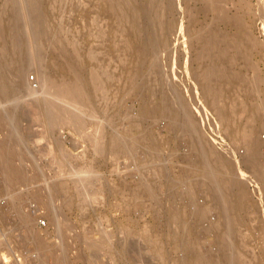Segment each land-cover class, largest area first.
Returning a JSON list of instances; mask_svg holds the SVG:
<instances>
[{"label":"rangeland","instance_id":"374dc122","mask_svg":"<svg viewBox=\"0 0 264 264\" xmlns=\"http://www.w3.org/2000/svg\"><path fill=\"white\" fill-rule=\"evenodd\" d=\"M31 1L0 0V28L6 31L0 36V73L2 64L14 63L12 77L0 81V264H192L199 254L212 256L215 264H230L243 243L245 260L264 264V180L243 162L239 132L251 114L249 122L263 127L255 134L264 142L263 113L256 108L264 99V0L215 2L224 6L225 17V11L206 9L204 0H179L181 7L167 13L179 25L157 31L151 17L143 16L146 0H137L130 10L124 7L129 0L119 1L116 10L103 0ZM36 6L44 9L43 16L32 15ZM44 30L63 38L67 58L46 44ZM137 32L145 42L141 48ZM155 33L169 45L157 49L151 40ZM220 33H238L246 48L244 53L230 47L236 58L221 61L243 77L224 89L227 124L234 132L219 120L191 74L199 68L196 54L204 37ZM17 39L21 42L13 46ZM70 65L89 85L84 101L64 107L54 96L55 86L62 79L75 83ZM174 89L186 97L205 138L229 149L244 172L239 176L248 180L250 196L237 211L239 227L247 233L245 241L236 239L238 246L232 245L236 233L213 220L214 208L208 217L195 215V205L214 204L208 201L204 167L198 159L199 173L193 159L199 156L191 133L159 107L171 100ZM45 113L63 123L46 121ZM112 140L120 151L112 149ZM196 178L202 180L194 183ZM178 210L181 220L173 215ZM185 231L193 237L189 244L179 238Z\"/></svg>","mask_w":264,"mask_h":264},{"label":"bare ground","instance_id":"6f19581e","mask_svg":"<svg viewBox=\"0 0 264 264\" xmlns=\"http://www.w3.org/2000/svg\"><path fill=\"white\" fill-rule=\"evenodd\" d=\"M8 1V0H7ZM32 1H37V0H32ZM31 1V2H32ZM105 1L108 6L110 7V9H114L116 10L117 6L121 3H119V1L121 0H103ZM123 1V0H122ZM125 1V0H124ZM123 1V2H124ZM127 1V0H126ZM130 2L128 3H125L124 7L126 9H132V7L136 6L137 5V0H129ZM218 1H221V0H204L205 2V8L206 9H212L214 11L218 10V11H225L224 9V6H217L215 4V2H218ZM38 2V1H37ZM104 2V3H105ZM34 3V2H33ZM181 1L179 0H146V4H145V12H144V15L145 17H148L150 16L151 17V25H152V28L155 29L156 31L159 30V29H162V27L166 26L168 27V25L170 27H172V25L174 27H177L179 25V19L176 18L175 20H172L171 19L169 20V18L167 17V13H169L168 11H171V10H177L181 7ZM15 4V3H14ZM38 4V3H37ZM36 4V5H37ZM40 4V3H39ZM42 4V3H41ZM33 5V4H32ZM123 6V4H122ZM144 6V5H143ZM18 7V6H17ZM120 7V6H119ZM118 7V8H119ZM11 8V7H10ZM121 8V7H120ZM17 8H15L16 10ZM28 9V8H27ZM112 9V10H113ZM138 9V7H137ZM44 9H41V6H36V9H35V12L33 11L32 15H34V13L36 15H39L40 17L43 16V11ZM119 10V9H118ZM135 10V9H134ZM139 10V9H138ZM123 11V10H122ZM126 11L124 10L123 13H125ZM132 12V11H131ZM15 13V12H14ZM30 13V12H29ZM117 13V12H116ZM226 15V11L224 12V14L222 15V17H225ZM35 16V15H34ZM46 16V15H45ZM124 16V15H123ZM169 16V15H168ZM33 17V16H31ZM38 17V16H37ZM9 18V17H8ZM122 18V17H121ZM47 19V17H46ZM141 19V18H139ZM14 20V19H13ZM138 20V19H137ZM12 21V20H11ZM136 22V21H135ZM139 22V21H138ZM1 27L3 25V22H2V19H1ZM17 24V23H16ZM19 24V23H18ZM44 24H48L47 20L44 21ZM14 25V24H13ZM62 25V24H61ZM131 25V24H130ZM19 26V25H18ZM4 27V26H3ZM12 27V26H11ZM53 27V26H52ZM12 30H13V27H12ZM16 30V29H15ZM39 30V29H38ZM47 30V29H46ZM11 31V30H10ZM138 31V30H137ZM171 31V30H170ZM5 30L1 29L0 28V36L2 38V36L5 34ZM14 32V31H13ZM45 32V30H44ZM48 32H50L48 30ZM48 32H45V37H44V41H46V44H52L54 45L57 49H60V50H63V53L65 52L64 50V40L63 38L59 35L57 36L58 33L56 32H53L51 31L50 33ZM10 33V32H9ZM217 35V34H215ZM222 34L220 33L219 35H217L216 37L215 36H211V37H204V39L206 40L205 42H203L202 44V47H200V49L198 50V53L196 54V58L197 60L200 62V65H199V68L198 70H195L193 69L191 74H193V76L196 78V84L201 88L202 90V93L205 97V100L207 101V103L211 104L213 107H212V110L213 108H215L214 110H216V113H217V116L220 118L219 120L222 121V123H230L231 121V118H230V113L227 111V107L225 105V101H224V89H225V86L227 84H233L235 81H239L241 79L242 81V76H241V71L240 72H237L235 69H232L230 68L229 66L225 65L224 63H221V61H224L225 58L229 60V58L231 59L232 54L230 55V47H234V48H237V49H243L245 48V46L243 45V41H242V36L239 35L238 33L237 34H225L223 36H221ZM5 36V35H4ZM44 36V35H43ZM104 36V35H103ZM141 35H138V32H137V39H136V44L138 45L139 48L143 47V45L145 44L144 40L140 37ZM221 37H223L221 39ZM201 38H202V35H201ZM207 38V39H206ZM154 44L156 45V48L159 49L160 45L161 47L162 46H167L169 45L164 43L163 41V36L160 34V33H155L153 35V39H151ZM21 42L20 39H17V40H14L12 42V45L13 46H16L17 44H19ZM48 42V43H47ZM48 44V45H49ZM50 44V45H51ZM12 46V47H13ZM233 48V50H234ZM74 50V49H73ZM246 50V48H245ZM245 50H244V53H245ZM67 51V50H66ZM235 51V50H234ZM238 52V51H237ZM241 52V51H240ZM70 53V52H69ZM69 53L67 54V52L64 53V55H69ZM97 53V52H96ZM157 53V51H156ZM211 54V56H210ZM235 54V53H234ZM233 54V55H234ZM239 55H242V53H238ZM65 55V56H66ZM249 55V54H248ZM73 56V55H72ZM209 56V57H208ZM236 54L234 55V59L236 58L235 57ZM243 56H246L243 55ZM70 57V56H68ZM208 57L207 61L205 60L206 58ZM67 58V56L65 57ZM72 58V57H70ZM92 58V57H91ZM245 58H248V57H244ZM96 59V58H95ZM232 59V60H234ZM73 60V59H71ZM247 60V59H246ZM250 60V59H249ZM252 60V59H251ZM68 61V60H67ZM71 62V61H70ZM204 62V63H203ZM252 61H250L251 63ZM69 63V62H67ZM72 63V62H71ZM70 63V64H71ZM74 63V62H73ZM233 63V61H232ZM247 63L248 60H247ZM189 64V63H188ZM203 64V65H202ZM252 64V65H251ZM250 66L254 67V63H251ZM14 65V63H13ZM13 65H4L2 64V67L1 68H5V71H3L2 73H0V81H3L5 82L6 80H8L7 78H11L12 77V72H11V68L13 67ZM69 67V71L71 70L73 72V74H75V79H74V84L70 83V82H67L65 79H62L61 81H57L56 82V94L57 95H54L56 96L59 101L62 103V106H69V105H74L75 103L78 104L79 100L81 101H84V99L82 100V98L84 97V95L87 93L86 90H87V79H85V77L83 75H81L80 72H77L75 71L76 68L73 66V65H70L68 66ZM189 67V66H188ZM78 69V68H77ZM254 70H256L255 68H253ZM257 71V70H256ZM255 71V72H256ZM107 72V71H106ZM135 73V72H134ZM257 73V72H256ZM255 74V73H254ZM136 75V74H135ZM134 75V76H135ZM137 76V75H136ZM260 76V74H259ZM258 76V77H259ZM95 77V76H94ZM97 77V76H96ZM246 77V76H245ZM255 77V76H254ZM257 77V78H258ZM245 79V78H244ZM243 79V80H244ZM260 79V77H259ZM10 80V79H9ZM93 80V79H92ZM248 80V78H247ZM250 80V79H249ZM252 80V78H251ZM250 80V81H251ZM255 80H258L254 79ZM241 81H239L241 83ZM246 81V80H245ZM244 81V82H245ZM250 81H247V84L249 85ZM253 81V82H254ZM259 81V80H258ZM73 82V81H72ZM251 81V84H253V89L256 90V87L254 86L255 84ZM7 83V82H5ZM256 83V82H255ZM250 84V85H251ZM259 84V83H258ZM89 85V84H88ZM99 85V84H98ZM257 85V84H256ZM252 86V85H251ZM181 87V86H180ZM245 87V86H244ZM259 87V86H258ZM252 90V94L255 92V90L253 91ZM258 89V88H257ZM8 84L5 85L4 84V88H3V91L4 93H8ZM89 91V89H88ZM187 91V90H186ZM228 91V90H226ZM249 91L246 89V92ZM250 92V91H249ZM89 94V93H88ZM251 95V94H250ZM257 95V94H256ZM254 95V97L256 96ZM88 96V95H87ZM191 96V95H190ZM227 96V95H226ZM85 98V97H84ZM88 98V97H86ZM189 98V97H188ZM259 98V97H258ZM264 98V97H263ZM190 99V98H189ZM226 100H227V97H226ZM262 100V99H261ZM80 101V102H81ZM190 101V100H189ZM264 101V99H263ZM261 101L262 103L258 104L256 102L257 105V113L259 112H262L264 114V102ZM162 102V101H160ZM208 104V105H209ZM233 104V103H232ZM242 104V103H240ZM252 104V103H251ZM255 104V102H253V105ZM83 105H84V102H83ZM159 105V104H158ZM231 105V104H230ZM199 106V105H198ZM197 106V107H198ZM206 106V105H205ZM204 106V107H205ZM243 106V104H242ZM246 106V105H245ZM245 106H243V108H246ZM85 107V106H84ZM96 107V106H95ZM163 111L165 110L172 113L171 115L177 119V121H179V126L187 129L186 132L188 131V133L190 135H192L191 139L193 141V144H192V147L193 149L196 151L197 155L199 156V158H193L194 161H196L195 159H197V165H196V168L199 172L200 170V167L202 165V167H204V171L206 172L207 176L204 174V173H201V174H204L203 176H205V178L207 177V179H209L208 181H210V184L208 182V184L210 185H207V187L209 186L210 187V190H208L207 192L209 193L208 195L210 196V199L209 200H213V204H214V207H212V203L209 201V203H211V206L209 204V206H205V207H202L200 204L197 206L195 205L194 207V212H195V215L199 216V217H208L212 211L214 212L216 210V214L214 215L215 216V219H213L214 221L216 220L217 221V225L222 227L223 224H226L224 227L228 228L232 233H236L235 237H233V242H232V245L235 246V244L238 246V242L236 241V239H240L242 237L243 241H245V238H244V235L247 233L241 231L240 229V219H239V216L237 215V211L238 209L241 207V208H244L245 207V204L246 202L248 201V198L250 196L249 194V191L247 188V184H246V181L248 180H245L243 178H241V176H239V174L241 175V171H240V168L241 165L239 163H237L236 160L233 159V153L231 155L229 149H226V151L228 150V152H226L225 150H221L219 149L217 146L213 145L212 143H210L206 138L205 136L203 135L204 133H202V130H201V127L197 124L199 122H196V118L195 116L193 115V112L192 110L190 109L189 107V103L186 99V97L183 95V93L179 90V89H174V95L171 97V100L169 101V99H166V100H163V102L160 104L159 106ZM196 107V108H197ZM207 107V106H206ZM232 107V105H231ZM237 107V106H236ZM199 108V107H198ZM197 108V109H198ZM209 108V107H208ZM229 108V107H228ZM201 109H203L202 105H201ZM200 108L198 110H201ZM205 109V108H204ZM249 109V108H248ZM252 109V108H251ZM250 109V110H251ZM233 110V108H232ZM245 110V109H243ZM87 111V110H86ZM209 111V110H208ZM238 111V110H237ZM252 111V110H251ZM199 112H203V115L202 117H204V111H199ZM215 112V111H214ZM76 113V112H75ZM234 113V112H233ZM255 113V112H254ZM252 113V114H254ZM256 113V114H257ZM74 114V113H73ZM199 114V113H198ZM261 115L263 118H264V115ZM41 115V114H40ZM170 115V116H171ZM240 115V114H239ZM260 116V114H258ZM43 116V115H42ZM197 116V115H196ZM201 116V115H199ZM207 116V115H205ZM212 116V115H210ZM216 116V117H217ZM235 116V115H234ZM233 116V117H234ZM238 116V115H237ZM250 116L251 118V114L248 115V117ZM260 116V118H261ZM44 117H45V120L48 121H52L53 120V117L52 116H48L46 113L44 114ZM56 117V116H55ZM54 117V118H55ZM76 117V116H75ZM236 117V116H235ZM240 117V116H239ZM246 118L248 119V122L249 120H251L250 118ZM253 117V116H252ZM41 118V117H40ZM172 118V117H171ZM173 118V120H174ZM209 118V117H208ZM254 118V117H253ZM252 118V119H253ZM257 118V117H256ZM56 119V118H55ZM54 119V120H55ZM201 119V117H200ZM206 119V118H205ZM262 119V118H261ZM53 120V121H54ZM57 120V124H58V119ZM207 120V119H206ZM235 120V119H234ZM241 120V119H240ZM264 119H262L263 121ZM49 121V122H50ZM176 120H174L173 122H175ZM202 121V120H201ZM204 121V119H203ZM202 121V122H203ZM201 122V123H202ZM247 122V125L242 128L239 132H240V137L243 139L242 140V144H244V147H245V154L242 153V158H243V162H245V164H247L248 166V170H252L255 171V174L256 176L258 175V179L260 178L261 181L263 182L264 180V162H262V157L264 156V150H263V146H264V142L262 141V139L259 137H257V135L255 134V130L256 129H261L263 127H255V123L253 125V123L250 121L249 123H252V125H248L249 123ZM254 122V120H253ZM63 122H61V119H60V123L61 124ZM210 123V121H209ZM220 123V122H219ZM238 123V122H237ZM235 122V124L233 125H236L237 124ZM58 124V125H59ZM204 124V123H203ZM224 124V125H225ZM231 124V123H230ZM202 125V124H201ZM229 125V124H227ZM226 125V126H227ZM239 125V124H238ZM264 125V124H263ZM214 126V124H213ZM225 126V128H226ZM242 126V124H241ZM261 126V125H260ZM222 127V126H221ZM229 127V130L232 128L234 129V127ZM205 128V127H203ZM211 128V127H210ZM236 128V127H235ZM180 129V128H179ZM182 130V131H185ZM217 130V129H216ZM215 130V131H216ZM181 131V133H182ZM213 131V130H212ZM213 131V132H215ZM219 131V130H218ZM233 131V130H232ZM231 131V133H232ZM235 131V130H234ZM233 131V132H234ZM263 131V130H261ZM226 132V131H224ZM230 132V131H229ZM238 132V133H239ZM184 133V132H183ZM208 133V132H207ZM237 133V132H235ZM185 134V133H184ZM196 135V136H194ZM229 135V134H228ZM185 136V135H184ZM216 136V135H215ZM230 136V135H229ZM196 137L198 138V143L199 145L197 144H194V142H197L196 141ZM233 138V137H232ZM239 138V137H238ZM115 139V138H114ZM188 139V137H187ZM235 140V138H233ZM112 144H111V147L112 149L115 151V152H118L120 151V147L118 146V143L116 144V141L115 140H112ZM185 141V140H184ZM190 142V141H188ZM236 142V141H235ZM128 144V143H127ZM219 144V143H218ZM233 144V143H232ZM235 144V143H234ZM237 144V143H236ZM240 144V143H239ZM133 145V144H132ZM138 145V144H136ZM219 146V145H218ZM237 146V145H236ZM242 146V145H241ZM230 147V146H229ZM221 148V147H220ZM231 148V147H230ZM234 148V147H233ZM238 148V147H237ZM240 148V147H239ZM142 149V148H141ZM235 149V148H234ZM231 150V149H230ZM122 151V150H121ZM232 151V150H231ZM190 152V151H189ZM137 153V152H136ZM6 154V152H5ZM110 154V153H109ZM112 154V153H111ZM243 154H244V157H243ZM120 155V154H119ZM150 155V154H149ZM4 156V155H3ZM192 157V156H191ZM190 157V158H191ZM6 159V158H5ZM198 159H199V163H200V167L198 169ZM239 159V158H238ZM8 160V159H7ZM136 160V159H135ZM145 160V159H144ZM3 161V160H2ZM190 161V160H189ZM193 160L191 161L194 162ZM5 162V161H4ZM14 163V162H13ZM127 163V162H126ZM190 163V164H191ZM195 163V162H194ZM144 163H142L141 165H143ZM146 164V163H145ZM5 166V165H4ZM192 166V165H191ZM201 167V169H202ZM142 168V167H141ZM144 168V167H143ZM149 168V167H148ZM147 168V169H148ZM157 168V167H156ZM11 169V168H10ZM8 169V171L10 170ZM146 169V168H144ZM190 169V167H189ZM193 169V168H192ZM210 169V170H208ZM154 171V169H151V171ZM158 171V169H156ZM193 170H196V169H193ZM203 170V169H202ZM250 170V171H251ZM13 171V170H12ZM146 171V170H145ZM149 171V170H148ZM144 172V171H143ZM159 172V171H158ZM189 172V171H188ZM196 172V171H194ZM147 173V172H146ZM191 173V172H190ZM200 173V172H199ZM251 174H253L252 172H250ZM149 174V173H148ZM189 174V173H188ZM246 174V173H245ZM15 175V174H14ZM150 175V174H149ZM200 175V174H199ZM197 175V176H199ZM143 176V175H142ZM146 176V175H145ZM196 176V175H195ZM247 177V176H246ZM148 178V177H147ZM151 178H154V177H151ZM157 178V177H155ZM203 181H204V179ZM198 179L202 180L201 178H196V182L194 183H197L198 182ZM19 180V179H18ZM148 180V179H147ZM206 180V179H205ZM149 181V180H148ZM195 181V180H193ZM193 181H190V182H193ZM202 181V182H203ZM207 181V180H206ZM147 182V181H146ZM180 182V181H179ZM259 182V180H258ZM205 183V182H204ZM182 184V183H181ZM262 184V183H261ZM184 185V184H183ZM186 185V184H185ZM189 185V184H188ZM263 185V184H262ZM63 186V185H62ZM191 186L194 187L191 183ZM185 187V186H184ZM208 187V188H209ZM195 188V187H194ZM188 189V188H187ZM193 189V188H192ZM190 191V190H189ZM263 191V190H262ZM187 193V191H186ZM190 193V192H189ZM152 194V193H151ZM183 194V193H182ZM154 195V194H153ZM179 195V194H178ZM184 195V194H183ZM188 197V196H187ZM212 197V199H211ZM263 197V196H262ZM182 199V198H181ZM184 199V198H183ZM182 199V200H183ZM191 199L194 201L195 199V195H194V198L193 196L191 197ZM207 199V197H206ZM188 200V199H187ZM196 200V199H195ZM191 201V200H190ZM207 201H205L206 203ZM258 202V201H257ZM260 202V201H259ZM189 203V202H188ZM192 203V201H191ZM195 203H198V202H194L192 203L193 205ZM191 204V205H192ZM255 204V203H254ZM187 205V204H186ZM204 206V205H203ZM189 207V206H188ZM256 207L258 208V205H256ZM262 207V206H261ZM212 208H214L215 210H213ZM240 208V209H241ZM260 209V208H259ZM243 210V209H242ZM241 210V211H242ZM263 210V209H261ZM180 211L182 210H178L177 213L173 214L174 216L177 217V215L179 214L178 216V219L181 220L180 215ZM193 211V210H192ZM259 211V210H258ZM264 212V211H263ZM185 214V213H184ZM193 215V214H191ZM194 216V215H193ZM238 216V217H237ZM264 216V215H262ZM180 217V218H179ZM264 218V217H263ZM183 220V219H182ZM185 220V219H184ZM177 221V220H176ZM185 222V221H183ZM186 223V222H185ZM184 223V224H185ZM216 223V222H215ZM179 224H181L180 226H184L182 225V222L180 221ZM179 226V227H180ZM187 226V224H186ZM185 227V226H184ZM189 226L186 227V230L188 229ZM180 230V228H179ZM183 230V229H182ZM249 231V230H248ZM188 231H185V235L182 236L180 235L179 238L183 240V242L185 243H190V241H192L193 237H191V235H186ZM177 233H176V237H177ZM158 241V240H157ZM158 243V242H157ZM155 244V243H154ZM245 245L243 243V247H240L239 248H236L239 253L237 255V257H234V258H231L229 260V263L230 264H249L247 260H245V254H246V251H245ZM156 246V245H154ZM188 251L190 252L191 250L188 249ZM160 252V251H159ZM216 260L215 258H213L212 256L208 255V254H199L197 256V258L192 262V264H215Z\"/></svg>","mask_w":264,"mask_h":264},{"label":"built area","instance_id":"2783aa9c","mask_svg":"<svg viewBox=\"0 0 264 264\" xmlns=\"http://www.w3.org/2000/svg\"><path fill=\"white\" fill-rule=\"evenodd\" d=\"M43 223H45V221H43Z\"/></svg>","mask_w":264,"mask_h":264}]
</instances>
